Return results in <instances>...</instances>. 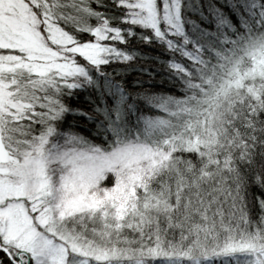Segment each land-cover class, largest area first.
Masks as SVG:
<instances>
[{
  "label": "snow or ice",
  "instance_id": "snow-or-ice-1",
  "mask_svg": "<svg viewBox=\"0 0 264 264\" xmlns=\"http://www.w3.org/2000/svg\"><path fill=\"white\" fill-rule=\"evenodd\" d=\"M0 264H264V0H0Z\"/></svg>",
  "mask_w": 264,
  "mask_h": 264
},
{
  "label": "trees",
  "instance_id": "trees-1",
  "mask_svg": "<svg viewBox=\"0 0 264 264\" xmlns=\"http://www.w3.org/2000/svg\"><path fill=\"white\" fill-rule=\"evenodd\" d=\"M79 99H80L81 101H83V95H81V96L79 97ZM73 106H74V107L76 106L75 100L73 101Z\"/></svg>",
  "mask_w": 264,
  "mask_h": 264
}]
</instances>
